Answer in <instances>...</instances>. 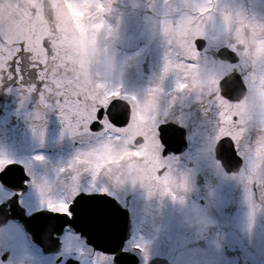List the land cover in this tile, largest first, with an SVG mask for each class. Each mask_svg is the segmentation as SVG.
Here are the masks:
<instances>
[{
    "label": "snow or ice",
    "instance_id": "obj_1",
    "mask_svg": "<svg viewBox=\"0 0 264 264\" xmlns=\"http://www.w3.org/2000/svg\"><path fill=\"white\" fill-rule=\"evenodd\" d=\"M43 3L44 0H0V86L38 93L39 103L58 111L64 130L81 147L51 176L39 178L31 166L26 167L28 161L0 152V160L5 161L0 166V212L5 214L0 231L7 232L12 249L27 247L30 242L44 264L51 253L56 254L55 264H141L142 259L144 264H151L150 257L137 255L148 251L144 243L133 242L135 250L130 251V238L118 236L107 202V181L111 179L119 187L126 182L133 186L139 183L148 196L171 192L170 185L177 180L184 189L190 186L189 173L181 172L176 154L170 151L182 137L187 139V123L166 116L156 123L159 145L155 148L150 140V120L141 134L129 139L138 115L154 113L161 120L160 100L166 77L173 78V93L195 91L197 100L204 105L203 112L214 113L216 131L224 133L219 135L217 149L225 169L228 160L221 153L231 145L239 155L241 141L255 129L254 140L245 145L243 174L251 182L253 194L264 187V129L250 127L240 118L241 101H245L248 114L264 121V113L246 102L247 93L259 95L264 89V63L255 67L242 61L236 48L222 44L215 56L237 67L216 80L213 87L199 79L211 48L208 24L217 12L225 23L235 16L245 19L249 31L255 32L262 44L264 18L245 15L243 5L235 0H162V34L171 40L164 49L159 82L139 96L124 91L122 85L86 78L70 51L57 52L54 30L45 35L34 27L36 18L44 14ZM77 3L86 34L98 39L100 32L113 29L108 20L112 0ZM42 115L38 110L37 122L32 125L33 136L41 144L46 131ZM125 143L127 155L117 159ZM31 159L44 161L46 157L37 152ZM14 213L34 221L37 231L30 230ZM37 232L47 235L51 245L48 251L36 242ZM0 264H14L11 251L0 250Z\"/></svg>",
    "mask_w": 264,
    "mask_h": 264
},
{
    "label": "rangeland",
    "instance_id": "obj_2",
    "mask_svg": "<svg viewBox=\"0 0 264 264\" xmlns=\"http://www.w3.org/2000/svg\"><path fill=\"white\" fill-rule=\"evenodd\" d=\"M235 2L243 4L245 0H235ZM249 2L252 15L254 13V16L264 18V0H249ZM44 3L43 8L46 15L36 18L35 29L42 31L45 35L50 29L54 30V36L57 37V39L54 38L57 50L61 54L65 50L70 51L86 78L92 81L106 80L113 85H120L123 82L128 93H134L136 83L141 87H150L159 82L164 63V50H158L152 42L168 37L167 34H162V25L165 23L161 18L162 0H112L113 11L108 16V20L113 25V29L100 32L98 39L86 34V29L79 19L80 5L77 0H71V2L69 0H44ZM48 9L52 10V18L48 16ZM150 9L153 10L149 11ZM219 19L221 18L217 12L208 24L207 35H211L208 39L213 42L210 51L215 50V46L219 45V42L215 40L220 39V44H224V34L229 28H234L238 32L236 35L232 34L234 39L240 45H246L242 61H247L255 67L264 63V44L253 40L255 32L249 31L245 19L235 16L227 23ZM138 37L145 40L150 38L148 46L141 47L133 54L115 52L126 46L124 43L117 42L118 39L129 42ZM211 62L216 66L222 65L223 70L226 66L228 68L230 66L228 63L217 60ZM162 86L165 89L174 87L173 78L166 77ZM20 92V90L14 92L16 97L21 96V98L19 102L17 101V106L11 110V113H14L13 117L6 115L3 118L0 117V152L21 161H28L26 167L31 166L37 178L43 175L51 176L56 168L67 164L79 148L65 149L45 155L44 161H32L26 156L27 147L36 143L41 144L40 140L33 136L32 131V125L37 122L38 110L43 113L40 119L46 129L43 144L52 148L59 142L70 143L75 138L64 130L63 121L55 108H46L41 105L39 95L37 98L32 94L20 95ZM135 94L141 96L140 91ZM255 105L259 113H262L258 104L255 103ZM152 115L147 114L146 117L137 118L140 122H135L130 129L133 133L130 134L134 135L138 131L140 134ZM15 116L19 117L20 121ZM153 124L156 122L154 121ZM254 125L263 129L264 121H256ZM124 149H127L125 144L123 149L117 153V159H122L127 155ZM201 153L195 155L188 152L183 157H176L177 166L183 170L182 173L188 171L191 177L193 171L203 166L209 167L211 171L220 172L221 205L216 210L218 213L214 210L200 211L203 208L197 207L193 201L189 200L187 204L184 196L176 194L175 197L172 195L174 192L171 191L163 194L169 204L164 215L160 217L158 215L162 213L157 210V206L151 209V205L156 201L154 194L148 196L145 189L140 203L138 201L135 203L134 198L137 199L135 186L130 182L119 187L111 179L107 181L110 188L109 193L121 196L123 199L129 198V207L137 227L143 226L144 217L147 221L153 222L160 218L161 226H165L168 230V232L164 230V233L159 232L158 234L154 231H145L141 235L134 231L132 235L135 238L134 242L144 243L148 249L145 253H139V256H162L168 258L171 264H264V207L254 201L251 182L246 180L243 174L246 167V149L241 152L244 156V165L238 173L232 175L226 174L219 162L212 161L211 154ZM1 162L5 161L0 160V164ZM193 185L192 181L188 188ZM170 187H180V181L177 180ZM138 188L141 187L138 186ZM181 191L184 195L189 193L188 189ZM138 210L142 211L137 218ZM190 213L196 217L195 220L187 221V217L190 219ZM170 225L172 226L169 227ZM2 247L11 251L13 261L16 258V263L20 259L27 258L32 264H42L38 257L27 249L22 251L18 249L19 246L12 249L6 231H0V248ZM20 248L23 249L24 246ZM143 262L142 259L141 263Z\"/></svg>",
    "mask_w": 264,
    "mask_h": 264
},
{
    "label": "flooded vegetation",
    "instance_id": "obj_3",
    "mask_svg": "<svg viewBox=\"0 0 264 264\" xmlns=\"http://www.w3.org/2000/svg\"><path fill=\"white\" fill-rule=\"evenodd\" d=\"M242 5L244 7V10L246 11L245 15L251 16L252 15V8H251V3L249 2V0H245V2ZM260 10H261V7H260ZM48 13H49L48 16L52 18L53 13H52L51 9H48ZM45 15L46 14L44 13L43 16H45ZM253 15H254V13H253ZM219 20H221V19H219ZM49 24L50 23H48V25ZM226 32L227 33L224 34V41H225L224 44H228L230 47L236 48L238 55L240 56V58H242L243 53L246 51V45H240L238 43V41H236V39H234V36H232V34L236 35L238 33L237 31H235L234 28H229ZM210 36L211 35L209 34L208 37H210ZM54 38L57 39V37H55V36H54ZM252 38L256 42L259 41L256 38V34H254ZM56 39H53V46L55 47L56 51L59 52V50H57V46L55 44ZM149 40H150V38L145 40V39H141L140 37H138V39H134L133 41H129V42H127L125 40L122 41V40L118 39L117 42L124 43L126 46L124 48H119V49L115 50V52H118L120 54L136 53L138 50L141 49V47L148 46ZM170 40H171V37L168 35V37H162V39L160 41H154L153 40L152 43H153V46L155 48H157L158 50L159 49L164 50L167 47ZM215 41L219 42L218 43L219 45L215 46V48L217 49L222 44H220V42H221L220 39L215 40ZM209 43L211 45V43H213V42L209 41ZM215 50H211L209 52V58H208L206 63L202 64V66L200 68V73H199V79L201 81H203L204 83H206L209 87H213L216 80H218L225 73H230L233 68L237 67V65L230 64L226 60H222L219 57H216L215 56ZM212 60H217L219 62L220 61L225 62V63H228L230 66H229V68L226 66V68L223 70L222 65L220 66V64H219L216 66L213 62H211ZM120 85H122L123 90L127 92V88L124 85V83L122 82V83H120ZM148 88L149 87H145V86L141 87L140 84L136 83L134 93H136L137 91H140L141 96H143L144 94H146ZM172 89H173V87L165 89V92L161 97V100H160V111L162 113L161 120L158 121L156 119V116L154 113L150 119V121L152 123V126H150L152 129V135H151L150 140H151L153 148H155L156 146L159 145V140L155 134V124H153V123H154V121L156 123L161 122L163 120V118L166 116L168 119L182 120V122L187 123V129H188L187 139L183 138L182 141L180 140L176 144L172 145V147L174 149H177L176 147H179L178 144L183 142L185 144L184 149L181 151H179V150L174 151L170 148V151L175 153L176 157H183V155L184 154L186 155L188 152H191L195 155L203 152L206 154L207 153L211 154L212 155V156H210L211 160L216 161L214 158L215 144H216L217 140L219 139V135L224 134V133H219L216 131L214 113L212 111L203 112L204 105H202L197 100V95H198L197 92H195V91H184V92L173 93L171 91ZM15 90H20L21 91L20 95L26 94L29 96L30 94H32L35 97L38 96V93H36V92L29 94V93L24 92L20 88H12L11 90H9L6 86H0V117L3 118V117H5V115L13 117L14 113H11V110H13V107L17 106V104L21 98V96H19V98H18L14 95ZM173 96H175V99H173ZM259 100H261V101H259ZM263 100H264V89L261 90L259 95H256L253 92H249L246 94L247 105H252L255 103L258 104V107H259V109L262 110V113H264V111H263L264 101ZM245 108H246L245 101H241V111H240L241 120L247 122L250 127H258V126L254 125V123L258 120L254 119L252 116H250L248 114V112L245 110ZM143 116L146 117L147 113L140 114L137 116V118L141 119ZM15 118H18V120L20 121L19 117L15 116ZM137 118H136V121H139ZM139 132L140 131L136 132L134 135L130 134L129 139L130 140L134 139L135 135H138ZM254 132L256 133L255 129L254 128L251 129L250 132L248 133L247 137L241 141L240 147H239L240 153L243 151V149H246L245 145L249 143V140H253L252 133H254ZM130 133H133V131L131 130ZM125 146H126V148H128L127 143H125ZM80 147H81V145H80L79 141H77L76 139H73L70 143H68V142L60 143L59 142L57 144V146H54L52 148L49 147L48 145H45V144H37L36 143V144L31 145V146L26 148V156L31 158L37 152H43L44 155H51L53 153H57L58 151H63L65 149L73 150V148H80ZM2 164L3 163L1 162L0 166H2ZM187 166H189L188 163H187ZM181 171H183V170H181ZM193 172L194 173H193L192 177L190 176V179H191L190 183H192V181H193L194 185L191 188H187L189 190V193H186L184 195L181 191V190H184L182 187H172L171 189L174 192L175 197H176V194L178 196H184L186 198L187 204H189V200L193 201L197 207L203 208V210H200V211H207L208 212V211L214 210L215 212L218 213V211H216V210H218V206L221 205V203H220L221 192L219 189L220 184H221L220 172L211 171V169L207 166L200 167V169H197L196 171H193ZM178 175H180V174L178 173ZM228 175H232V174H228ZM195 182H196V184H195ZM138 186H140L139 183H137L135 185V189H134L135 196L137 198V199L134 198L135 203H136V201H138L140 203V200H142V197L144 196L143 193H144L145 189H143L141 186H140L141 188L139 189ZM108 195L113 197L115 199V201L128 212L127 217L129 218V236L127 238H130V239L128 240L127 247L129 248L130 251L135 250L131 247L132 243L135 241V238H133V236H132L134 231L136 234H139V235H141L145 231H150V232L154 231V232H157V234L159 232L164 233L163 232L164 230H166L168 232V230L166 229L165 226L164 227L161 226L162 221L160 218L158 219V221L153 222V221H147L145 219L146 217H144L143 223H142L143 226L137 227V225H136L137 223L135 221V218L131 214L132 210L129 207L130 206L129 198L125 197L123 199L121 196H118L116 194H111V193H108ZM158 196H159V200H158ZM154 197H156V201H154V204L151 205L152 206L151 209H153L154 206L155 207L157 206V210L160 211V213H162L158 216L161 217V215H164L165 210H167L169 203H167V200L164 197V195H161L159 192H156L154 194ZM204 207H206L207 209H204ZM208 207H209V209H208ZM141 211L142 210H138V213H137L138 215L136 216L137 218H138V216L141 215ZM196 211L198 212L199 210L196 208ZM211 213H213V212H211ZM0 214H4V213L0 212ZM195 219H196V217L193 215V213H190V219L187 217V221L188 220L193 221ZM172 225H170L169 227H171ZM3 227H4V225L0 226V228H3ZM209 229H211V228H209ZM29 238L31 239V236ZM44 243L47 244V247L49 250L51 248V245L49 244V242L46 241ZM3 249H4V247L0 248V250H3ZM18 249H21L22 251L24 249H27L33 255L37 256L38 259L42 262V264H44L43 258L40 257L37 253H35L34 246L30 242L28 243L27 247H24L22 249L19 246ZM55 255H56L55 253H51L47 257L46 264H55ZM137 255H139V252L137 253ZM150 258H151V264H156L158 262L157 261L158 259H164L168 262V264H171L170 261L168 260V258L166 259L162 256L156 255V256H151ZM29 260L30 259L23 258V259H20V261H17V263H16L15 262L16 258H15L14 264H32L29 262ZM141 264H144V262Z\"/></svg>",
    "mask_w": 264,
    "mask_h": 264
},
{
    "label": "water",
    "instance_id": "obj_4",
    "mask_svg": "<svg viewBox=\"0 0 264 264\" xmlns=\"http://www.w3.org/2000/svg\"><path fill=\"white\" fill-rule=\"evenodd\" d=\"M183 137L181 138L182 141ZM179 147H176L177 149H174L173 147H171L172 150H182L184 144H182V142L180 144H178ZM221 155H225L227 157L228 163L226 165V169L225 167L222 165V167L225 169V172H235L236 170L239 169V166L241 164V159L240 157L236 154V152L234 151V149L231 147V145H229L224 152L221 153ZM215 158L217 160H219L220 162V158H219V152L217 149V144L215 147ZM107 202L109 204V206L112 209V216H113V220L116 226V230L118 233L119 237H124L126 238L128 236V215L126 211L121 210L117 204L115 205V202L107 197ZM2 214H0L1 216ZM25 225L27 226H34V221L29 220V219H25L24 220ZM33 228V227H32ZM33 232H36L35 230ZM36 236H38V234H36ZM94 239V237H93ZM158 262L156 264H168V262L164 259H158Z\"/></svg>",
    "mask_w": 264,
    "mask_h": 264
},
{
    "label": "trees",
    "instance_id": "obj_5",
    "mask_svg": "<svg viewBox=\"0 0 264 264\" xmlns=\"http://www.w3.org/2000/svg\"><path fill=\"white\" fill-rule=\"evenodd\" d=\"M255 132L252 133L253 135V140L255 138ZM254 201H256L258 204L264 206V187L260 188L258 191H256L254 194Z\"/></svg>",
    "mask_w": 264,
    "mask_h": 264
}]
</instances>
